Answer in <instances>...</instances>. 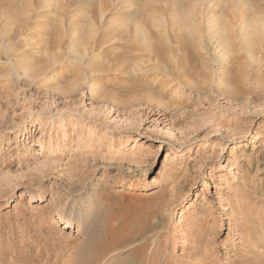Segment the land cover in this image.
<instances>
[{"label": "rangeland", "instance_id": "obj_1", "mask_svg": "<svg viewBox=\"0 0 264 264\" xmlns=\"http://www.w3.org/2000/svg\"><path fill=\"white\" fill-rule=\"evenodd\" d=\"M129 193L139 264H264V0H0V264H93Z\"/></svg>", "mask_w": 264, "mask_h": 264}, {"label": "bare ground", "instance_id": "obj_2", "mask_svg": "<svg viewBox=\"0 0 264 264\" xmlns=\"http://www.w3.org/2000/svg\"><path fill=\"white\" fill-rule=\"evenodd\" d=\"M122 195L114 194L113 198L108 201L106 218L89 244L94 250L90 258L93 264L102 262V264H111V261L118 262L119 260H130L139 264L148 258H154L146 254V240L149 235L146 233L145 226L149 203H153L159 195L152 197L139 196L134 193ZM172 203L174 202L170 200L166 202V205Z\"/></svg>", "mask_w": 264, "mask_h": 264}]
</instances>
